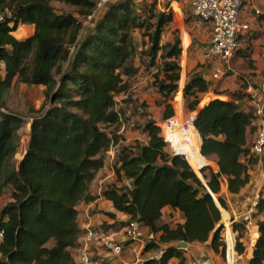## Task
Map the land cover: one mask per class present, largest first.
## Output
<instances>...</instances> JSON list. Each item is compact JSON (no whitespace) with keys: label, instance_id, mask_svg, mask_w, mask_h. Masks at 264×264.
Wrapping results in <instances>:
<instances>
[{"label":"trees","instance_id":"16d2710c","mask_svg":"<svg viewBox=\"0 0 264 264\" xmlns=\"http://www.w3.org/2000/svg\"><path fill=\"white\" fill-rule=\"evenodd\" d=\"M99 2L0 0L4 17L0 20V198L10 196L0 207V231L4 233L0 264H75L84 235L78 223L79 206L100 199L113 206L112 212L100 211L103 215L128 217L121 223L123 228L138 221L143 231L147 228L151 234H161L159 240H147L144 232V264H168L174 258L186 264L176 247L181 241H211L213 252L225 261L224 226L214 199L218 196L226 207L219 196L225 177L233 194L249 183L248 166L242 158L254 154L253 147L252 151L247 148V136L254 130L255 115L240 104L212 98L198 110L195 127L202 139L201 154L215 159L219 170L203 168L207 163L198 159L197 133H192V144H181L179 152L196 171L203 168L206 186L184 156L173 154L161 127L145 112L147 121L140 130L146 140L120 146L112 160L116 182L106 186L107 181L100 194H93L98 173L107 168L108 152L124 141L117 97L127 94L139 68L149 74V86L162 98L157 106L163 107V121L175 116L166 100L177 94L179 110L182 100L178 31L174 39L164 40L174 20L170 5L159 0H111L99 7ZM56 4L75 7L77 16L58 13ZM21 25L33 26V34L16 38L13 33ZM19 83L45 87V100L30 117L29 140L20 161L16 154L24 118L10 112L7 104L10 89ZM209 90L202 76L189 74L183 90L187 110L196 111L201 96ZM167 207L180 212L184 223L175 227L163 223ZM263 212L264 198L260 197L252 216ZM247 223L242 219L231 226L239 255L246 249ZM257 226L260 235L247 264H264V220ZM104 227L97 229L107 233ZM125 240L126 244L115 242L130 247L132 241ZM227 241L232 246L231 234Z\"/></svg>","mask_w":264,"mask_h":264},{"label":"crops","instance_id":"0c3cea01","mask_svg":"<svg viewBox=\"0 0 264 264\" xmlns=\"http://www.w3.org/2000/svg\"><path fill=\"white\" fill-rule=\"evenodd\" d=\"M164 3H168L171 6L170 9L172 10L174 19L171 24L173 31H178V36L181 35L179 37L183 53V70L186 73L185 76L183 72V78L181 75L180 82H183L182 87L180 85L181 94H183L188 75L191 73H198L210 86L209 92L201 96L200 104L197 108L198 110L203 108L212 98V100L240 104L242 109L254 113V130L249 132L247 136V148L252 151V147H254L260 132L264 129V0H248L244 3L241 19L249 26V28L240 33V47L228 67H226L220 59L207 58L203 54L204 50L209 45L211 25L198 20L194 16V19L187 15L185 17V12L183 11L184 6H186L190 15H193V13L190 6L184 2H170L168 0L160 2V4ZM257 11H260V13L257 14ZM178 20H181V22ZM191 28L193 30L199 29L200 32L202 31L201 35L204 34L206 41L203 42V49H197V51H195L196 48L193 47V35L189 33L191 32ZM259 110H262L261 113H258ZM180 111L181 114L176 117L187 118L191 115L196 116L198 113L195 111L189 112L187 110L184 95H182ZM154 120L157 125L160 126L164 122L162 117L159 119L154 118ZM197 133L200 137L198 131ZM201 144L202 139L200 137V146ZM198 159L204 163L207 162V167L211 166L215 172H218L219 169L215 159L210 160L207 158L204 160L201 156ZM242 162L248 166V174L250 177L249 183L240 191V193L233 194L228 189L227 178L225 177L222 181V189L219 196H221L225 200V203L228 204V212L232 221L236 222L245 219L247 215H251V219L246 226L247 237L244 240L246 249L242 255H239L242 264H247L253 257L254 246L260 235L257 222L264 220V212L256 217H253L250 213L253 207L256 206L257 199L260 197L264 198V154H250L244 156ZM105 170L106 168L98 173L93 184V194H100L102 184L106 182L109 177H113L114 173H111L110 176L105 175ZM96 182L98 185H96ZM111 210L113 211L112 202L104 199H100L91 204H81L79 206L78 215L79 226L82 231L91 226L108 227L109 231L107 233L110 239L126 244L124 228L121 223L126 221L128 217L124 214L118 213L116 219H110L100 213V211ZM220 211L222 215L220 224H222L224 214L221 208ZM225 218L227 221L228 216ZM162 222L169 224L171 227H175L177 224H183L184 218L180 212L167 207L163 210ZM231 224L232 223H225L227 234H231V237L235 238L236 241V236L232 234ZM144 232L147 240H159L161 235L160 233L155 235L151 234L147 228H145ZM187 244L188 245L185 248H180L178 243L176 244V247H179L183 256L186 257V264H225V261L219 255H216L211 249V241L206 243ZM171 245L173 246L174 244ZM90 252L92 255V264H112L111 258L117 261L116 264H119L121 259H135L134 255L130 252V247L125 248L121 257L114 256L111 252L106 250L104 246L98 243L91 244ZM161 255L162 253L157 256L161 257ZM233 257L234 252L232 243V246L230 245L229 247V258ZM143 260H145L144 257ZM75 264H80L79 258L76 255ZM168 264H178V259H171Z\"/></svg>","mask_w":264,"mask_h":264},{"label":"built area","instance_id":"2783aa9c","mask_svg":"<svg viewBox=\"0 0 264 264\" xmlns=\"http://www.w3.org/2000/svg\"><path fill=\"white\" fill-rule=\"evenodd\" d=\"M111 0H100L99 7L104 6ZM165 0H159V2ZM170 2L179 0H168ZM188 3L193 13V16L200 21L209 23L211 25V36L208 47L203 54L207 58H218L228 67L235 57L236 52L240 47L239 35L242 31L248 30L249 26L241 19L242 7L248 0H184ZM257 14L260 11L256 12ZM4 17L0 15V20ZM259 110L258 113H261ZM195 115L187 118L172 117L162 125V134L166 143L170 146L173 154L177 156H184L179 152L181 144L190 145L193 140V132L197 133L195 127ZM198 134V133H197ZM199 136V135H198ZM176 146L178 149H176ZM254 154H264V129L260 132L259 137L253 147ZM188 160V159H187ZM246 221H250V216L245 217ZM234 234V233H233ZM124 235L127 240L132 241L130 252L134 255V260L121 259L119 264H144L141 255L142 247L144 246V231L141 223L138 221H131L124 228ZM4 233L0 231V243L3 239ZM234 236V235H233ZM233 252L234 257L229 258L228 264H237L238 255H236V241L233 238ZM226 245L227 232H226ZM98 243L106 250L111 252L116 257H121L124 253L122 244L116 243L110 239L105 231L97 228L87 227L84 230L82 244L79 248V263L92 264V257L90 252L91 244ZM227 258V257H226Z\"/></svg>","mask_w":264,"mask_h":264},{"label":"rangeland","instance_id":"374dc122","mask_svg":"<svg viewBox=\"0 0 264 264\" xmlns=\"http://www.w3.org/2000/svg\"><path fill=\"white\" fill-rule=\"evenodd\" d=\"M136 1H138L139 3H142V1L145 3L152 2V0H136ZM55 7H56L58 13H72L75 16H77V10L75 7L73 8L71 6H66L64 4H56ZM183 11L185 12V17H186V15H187L186 11L187 10L183 9ZM90 19L91 18H89V20ZM78 20L85 21L84 24L88 23V21H86V19L79 18ZM178 21L181 22V20H178ZM192 30L193 29L191 28V32H189V33L191 35H193L192 36L193 44H194L193 47L196 48L195 51H197V49H199V50L203 49L204 48L203 42L206 41L204 34L201 35L202 31L200 32L199 29L193 30V33H192ZM174 31H173L172 26L169 27L168 29H166L165 35H164L165 36L164 40L170 41V40L174 39V35H173ZM33 32H34V27H32L30 25H21L19 27V29L13 33V35L18 39L19 38L25 39V38L30 37L33 34ZM179 36H181V35H179ZM184 39H185V36H184ZM137 40L140 41V38L138 35H137ZM181 58H182L181 59L182 60V62H181V67H182L181 75L183 78L184 74L186 76V73L183 70V53H182ZM139 69H140V71H139L138 75L136 77H134V79L131 81V88L127 92V94H122V95H119L117 97L118 103H117L116 108L118 111H120L122 113V125L120 127V133H121L120 136H122V139L124 141H122L120 145L113 146V148L108 152L107 168L105 170V175H108V176H110L111 173H114V170L112 169L113 168L112 160L115 158L116 153L118 152L121 145L133 144L135 141L143 142L146 140V134L143 133L142 130H140L141 126L144 125V123L147 121L146 117L144 116L143 113H145V112L150 113L153 119L154 118L159 119L160 117L163 116V107L157 106V102L162 101L161 96L159 95L157 90H155L154 88L149 86V80H150L149 74L146 71H144L143 67H140ZM183 72H184V74H183ZM180 84L183 85V82L181 81ZM180 84H179V89L181 88ZM44 90H45L44 86H33V85H26V84H20L19 83L17 85L15 84L13 86V88H11L9 93H8L7 104L9 106V111L13 112L15 114H18L24 118V124L22 125L21 129L19 130V134L21 135L22 140H21V146H20L19 152L16 154L17 160H20L21 157H23L24 152L26 150L27 142L29 140L28 133H29L30 124L32 121V119L30 117L34 114V112L36 110H38L42 106V104L45 100ZM176 95L177 94L172 96V99H169L168 101L166 100V102H167L168 106H172L175 116H177V115L179 116L181 114V111L179 110L178 104H175ZM181 95H183V94H181ZM195 112H198V109ZM160 127L162 128V125ZM111 131H114V129H111ZM212 166H213V164H212ZM198 174H199L200 178L203 180V182L206 183V181L203 179V175H202L201 171ZM107 181H109V183L106 186H108L110 183L116 182L115 173H114L113 177L112 176L109 177V179ZM222 181H223V179H222ZM106 182H104L101 187H103L106 184ZM96 185H98L97 182H96ZM92 188H93V186H92ZM221 189H222V187H221ZM92 191H93V189H92ZM9 197H10L9 194H5L3 197L0 198V207L2 205H5L6 202L9 201ZM216 197H217L216 199H218V196H216ZM257 200H259V198ZM215 201L218 203L219 207L222 209V212L224 214V220L222 221L221 225H223L224 229L226 230L225 223H228V224L232 223L231 226H233V221L231 220L229 212H228V208H229L228 204L226 203V207L223 208L221 206V204L219 203V201H217V200H215ZM103 212H112V210L111 211H103ZM103 216H105V215H103ZM226 216H228L227 221L225 218ZM105 217H107V216H105ZM93 228H98V227H93ZM104 228L107 231H109V228H106V227H104ZM224 229H223V235H224V239H225L226 238V232ZM225 243H226V241H225ZM49 246H52V243H50ZM228 251H229V246L226 245V257L227 258H225V264H228V261H227ZM236 255H238L237 256L238 257V263L237 264H242V260L239 258V254H236ZM111 261H112V264H116V262H117L113 258H111Z\"/></svg>","mask_w":264,"mask_h":264},{"label":"clouds","instance_id":"9594fccd","mask_svg":"<svg viewBox=\"0 0 264 264\" xmlns=\"http://www.w3.org/2000/svg\"><path fill=\"white\" fill-rule=\"evenodd\" d=\"M176 117V116H175ZM165 122V121H164ZM163 125V124H162ZM161 130H162V128H161ZM197 130V129H196ZM198 131V130H197ZM200 154H201V146H200ZM175 155V154H174ZM177 156V155H176ZM201 156H202V154H201ZM203 157V156H202ZM186 160H187V158L186 157H184ZM203 159L204 160H206L207 158H205V157H203ZM188 161V160H187ZM188 163L190 164V162L188 161ZM207 163V162H206ZM191 165V164H190ZM191 167L193 168V166L191 165ZM205 167H207V164L206 165H204L203 166V168H205ZM203 168H201V169H199V171H196L194 168H193V170L196 172V174L199 176V174L198 173H200V171L203 169ZM200 177V176H199ZM201 179V178H200ZM204 179V178H203ZM202 180V179H201ZM203 181V180H202ZM214 199V198H213ZM214 201H215V199H214ZM218 201H219V199H218ZM216 202V201H215ZM217 203V202H216ZM217 205H218V203H217ZM219 206V205H218ZM220 208V207H219ZM254 209H255V206L253 207V209L251 210V212L250 213H252V212H254ZM250 216V219H251V215H249ZM248 222V221H247ZM232 230V229H231ZM225 232H227V230H225ZM234 232L232 231V234H233ZM235 235V234H234Z\"/></svg>","mask_w":264,"mask_h":264},{"label":"water","instance_id":"95a60500","mask_svg":"<svg viewBox=\"0 0 264 264\" xmlns=\"http://www.w3.org/2000/svg\"><path fill=\"white\" fill-rule=\"evenodd\" d=\"M206 186H207V184L206 183H204ZM208 190H209V193L211 194V196L213 197V193H212V191L208 188ZM217 201H218V199H217ZM187 242H185V241H181V242H179L178 243V246L180 247V248H185V247H187Z\"/></svg>","mask_w":264,"mask_h":264}]
</instances>
